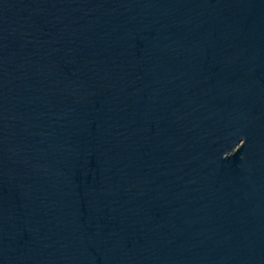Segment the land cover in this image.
I'll use <instances>...</instances> for the list:
<instances>
[{"label": "water", "instance_id": "1", "mask_svg": "<svg viewBox=\"0 0 264 264\" xmlns=\"http://www.w3.org/2000/svg\"><path fill=\"white\" fill-rule=\"evenodd\" d=\"M0 264H264V0H0Z\"/></svg>", "mask_w": 264, "mask_h": 264}]
</instances>
